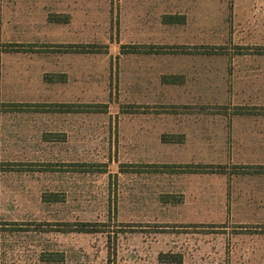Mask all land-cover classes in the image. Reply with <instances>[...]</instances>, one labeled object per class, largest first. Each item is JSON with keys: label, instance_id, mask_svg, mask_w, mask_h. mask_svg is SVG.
<instances>
[{"label": "rangeland", "instance_id": "374dc122", "mask_svg": "<svg viewBox=\"0 0 264 264\" xmlns=\"http://www.w3.org/2000/svg\"><path fill=\"white\" fill-rule=\"evenodd\" d=\"M66 46L99 60L76 105L62 104L58 75L41 79L27 63ZM137 46L157 53H129ZM190 46H209L217 72L259 58L239 46H264V0H0V264H264V181L220 164L235 147L213 140L208 173L193 176L161 163L171 147L125 138L134 124L171 122L159 74ZM136 58L142 83L126 73ZM227 79L212 77L213 124L239 105L255 114L244 121L261 118L264 78ZM67 121L81 139L67 140Z\"/></svg>", "mask_w": 264, "mask_h": 264}, {"label": "crops", "instance_id": "0c3cea01", "mask_svg": "<svg viewBox=\"0 0 264 264\" xmlns=\"http://www.w3.org/2000/svg\"><path fill=\"white\" fill-rule=\"evenodd\" d=\"M190 47L191 49L187 52L188 58L181 59L174 64L171 63L170 71L165 72L160 69L161 82L170 85L172 89V93L167 92L161 95L163 100L171 101L168 102L173 107L170 118H168L171 122L146 126L142 123L134 124L126 130L125 138L130 141H139L136 143L137 146H144L146 142L154 140L163 146L171 147L170 158L162 160L161 163H170L178 169L177 171L189 170L193 176L208 173L213 162L211 154L213 140L219 141L224 146L231 144L236 149L230 154L226 151L220 164L226 167L231 165L241 167L238 170L252 173L245 175L257 176L264 181V114L261 118H255L253 122H246L243 118L255 114L246 112L247 108L239 105L235 113L230 114L231 109L228 108L219 112L217 116L220 117L218 119L220 124H213L210 107L212 103L210 84L213 75L219 74L225 79L236 77L238 80H263L260 78H264V46H239L243 49L257 47L259 52L254 55L262 56L222 60L219 72L215 68L217 65L211 57L209 46ZM65 49L59 57L55 54L49 57L47 53L45 59H31L27 63L30 70L35 69L41 79H44L46 75H58L60 79H52L50 82L58 85L55 89L61 93L62 104L76 105L77 99L82 96L81 84L85 77L99 76V60L94 62L92 59H82L81 56L84 54L92 53L83 52L81 46H66ZM133 50L135 51L130 50L129 53L142 55L147 50L151 52L155 50L154 53H157L156 49L151 50L147 46H137ZM126 73L132 78L131 80L142 83L147 75L146 65L141 58H136L130 62ZM45 95L38 92L30 93L26 97L41 100ZM129 98L136 105L143 103L142 100L146 98V94L141 84H136V87L131 88ZM189 105L194 107L185 109ZM69 107L60 113L76 112L75 108ZM232 115H234L233 122L229 118ZM62 131L67 135V140H79L81 139L79 133L83 130L76 121H67ZM149 131L152 133L149 134ZM259 187L263 190L261 192L263 198L255 203H257L256 209L262 210L264 209V183H261ZM196 195H198L196 198L191 199L194 203L206 202L205 197H200V194Z\"/></svg>", "mask_w": 264, "mask_h": 264}]
</instances>
